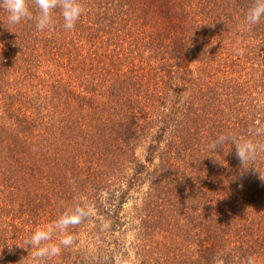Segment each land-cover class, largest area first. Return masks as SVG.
Here are the masks:
<instances>
[{
	"label": "trees",
	"instance_id": "obj_1",
	"mask_svg": "<svg viewBox=\"0 0 264 264\" xmlns=\"http://www.w3.org/2000/svg\"><path fill=\"white\" fill-rule=\"evenodd\" d=\"M81 2L71 31L0 8V264H32L77 198L91 215L47 264H264V181L209 148L264 123L253 0Z\"/></svg>",
	"mask_w": 264,
	"mask_h": 264
},
{
	"label": "clouds",
	"instance_id": "obj_2",
	"mask_svg": "<svg viewBox=\"0 0 264 264\" xmlns=\"http://www.w3.org/2000/svg\"><path fill=\"white\" fill-rule=\"evenodd\" d=\"M32 4L35 6V13L29 7V0H0V8L7 13V25H16L28 19L34 21L39 31L51 29L55 26V13L58 10L62 18V28L71 31L85 11L81 0H32ZM262 18L264 0H253L240 27L243 29L256 25ZM6 28L11 31L10 27ZM237 54L242 55L243 52L238 50ZM221 147L225 153L235 148L241 175L254 168L259 173V178L264 181V170L255 167L257 159L264 157V123L256 124L246 135L219 134L209 148L217 152ZM90 215L91 208L88 203L77 198L54 221L36 227L26 240L27 247L31 245L29 257L32 258V264H47L49 259L61 254L62 248L73 245L74 237L68 229L81 224ZM54 236L57 237L56 240L53 239ZM224 256V252H219L214 258V264H226ZM241 264H258V261L255 256L249 255Z\"/></svg>",
	"mask_w": 264,
	"mask_h": 264
}]
</instances>
